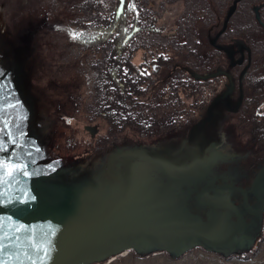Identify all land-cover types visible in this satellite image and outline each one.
I'll return each instance as SVG.
<instances>
[{"label":"rangeland","instance_id":"1","mask_svg":"<svg viewBox=\"0 0 264 264\" xmlns=\"http://www.w3.org/2000/svg\"><path fill=\"white\" fill-rule=\"evenodd\" d=\"M208 2L200 0L203 7ZM73 3L74 0H58L53 6L51 0H0V29L4 25L11 29L29 22L37 27L38 34H43L38 39L30 34L24 40L16 31L10 43L12 50L8 51L11 60L1 70L4 76L0 78V264L59 263L74 245L70 231L77 220H88L87 228L103 215L108 216L113 201L120 209L128 196L131 201L137 200L151 193L150 186L161 188L164 184V179L140 156L130 153L115 156L110 171L121 178L123 190L113 199L116 180L106 171L110 154L142 145L145 151L164 156L168 140L173 147H180L182 141L180 130L139 136L131 126L108 130L107 124H102L103 133L96 135L86 129L89 77L84 71H88L85 63L88 56L83 51L84 54L74 57L68 38L57 36V30L71 15L70 8L75 9ZM155 4L162 7L161 19L173 26L182 12L183 2L155 0ZM45 9L48 15L41 13ZM169 55L171 63L177 61L173 57H179L176 51ZM139 58L138 51L133 60ZM165 68L162 67L158 77ZM216 110L212 108L213 116L199 127L201 131L211 133L215 126L230 127L215 116ZM94 124L99 127L98 122ZM230 143L235 152L241 153L249 141L234 136ZM254 149L250 146L247 153L231 159L228 169L235 171L234 164L245 160L246 154ZM210 170L218 172L215 168ZM139 203L137 208L146 209ZM180 208L173 217L181 223L167 230L166 237L189 232L195 224L208 238L218 239L234 223L227 211L223 220L203 218L193 211L200 207L192 200L182 202ZM172 209L173 205L165 203L161 213L167 217ZM261 217L251 215L243 229L220 250L235 245L247 251L248 239L259 230ZM33 222H41L46 229L26 234L17 241L20 229ZM184 246L181 243L178 247ZM152 247L150 244L148 249ZM205 249L193 247L176 258L166 252L140 256L129 251L97 264H264V214L261 237L253 251L222 256Z\"/></svg>","mask_w":264,"mask_h":264},{"label":"water","instance_id":"2","mask_svg":"<svg viewBox=\"0 0 264 264\" xmlns=\"http://www.w3.org/2000/svg\"><path fill=\"white\" fill-rule=\"evenodd\" d=\"M236 1L233 0L226 9L224 24L233 11ZM16 31L20 37L24 36V40H27L30 34L36 39L43 36L42 33L38 34L37 27L34 28L29 22L18 27L13 26L11 29L6 25L2 26L0 29V78L4 76L1 74V70L5 68V62L11 60L8 51L12 50L10 43L14 40ZM7 84L11 86L9 82ZM212 104L211 102L208 105L205 117L190 126L186 137L181 134L180 147H173L168 140L169 145L166 147L164 156L147 152L142 145L117 150L109 155L106 171L110 177L116 180L113 199H116L119 192L123 190L121 189V178L110 171V163L115 156L126 153L140 156L164 179V184L161 188L150 186L151 193L142 195L137 200L131 201V197L128 196L127 201L120 206V209L115 206L112 200V208L108 216L103 215L101 220L91 222V226L87 228L85 225L88 220H77L70 231L74 245L57 264H97L129 250L140 256L163 251L175 258L193 247L206 248L205 250L214 251L222 256L243 255L255 248L261 237L263 225L264 164L255 172L249 186H244L239 177L240 163L243 161H237L234 164L237 165L235 171L228 169L231 159L241 156L244 152H235L231 145L232 148L229 149L225 145L226 141L216 138L215 132L206 133L199 129L202 124L212 118ZM86 127L93 133L89 125ZM197 132H201L202 135L199 133L194 136ZM210 168H215L218 172L210 170ZM215 192L218 193L214 194ZM237 194L241 195V200L236 203L234 196ZM248 197L252 198L251 203L248 201ZM155 199H160V201L156 202ZM190 200L200 207L193 211L200 213L205 219L223 220L227 211V215L234 222L230 230L218 239H210L204 232L198 230L192 221H189L194 224L192 225L194 226L193 230L177 236L171 234L166 237L164 233L167 230L176 228L181 223L180 221L176 222L173 217L181 209L180 204ZM137 203L143 204L146 209L137 208ZM165 203L173 205V209L169 210L167 217L161 213L162 205ZM251 215H261L262 221L259 230L251 239H248L250 241L249 249L242 251L235 245H230L229 250H220V247L228 245L243 229ZM45 229L46 227L41 222H33L28 227L20 229L17 241L26 234ZM164 237L167 240H164ZM121 238L122 242L117 243V240ZM181 243H185V246L178 247ZM150 244H153V247L148 249ZM27 261L25 260V262Z\"/></svg>","mask_w":264,"mask_h":264},{"label":"flooded vegetation","instance_id":"3","mask_svg":"<svg viewBox=\"0 0 264 264\" xmlns=\"http://www.w3.org/2000/svg\"><path fill=\"white\" fill-rule=\"evenodd\" d=\"M232 1L210 0L208 6L203 7L200 0H194L189 7L194 13V20H190L189 26L185 5L182 4L178 23L182 31L179 32L177 44L166 48L164 62L158 59L149 65V68L152 64L156 65L154 69L157 73L153 76L158 83L156 85H160L158 91L165 87L156 96L160 104L156 111L159 117L154 115L156 112L152 113V126L146 132L137 125L128 126L133 127L139 136L180 130V134L186 137L190 126L205 117L207 107L212 102L211 107L217 108L215 116L222 124L227 122L230 126H215L213 133L216 138L226 141L229 149L232 148L230 139L234 136L247 139L249 143L243 151L246 153L250 146L255 147L240 163V181L244 186H249L255 172L264 164V0H237L224 24L225 11ZM57 2L52 3L57 5ZM148 4L153 7L154 0H149ZM71 6L75 8L74 4ZM70 17L72 19L67 22L68 25L57 30V36L71 38L68 31L70 26L76 25L73 23L76 17L74 13ZM72 47L74 57L82 54L73 43ZM171 51L178 52L179 57H173L178 62H170ZM162 67H166L164 74L158 77ZM84 73L89 77L90 94L92 75L89 70ZM191 75L197 76L196 80L190 79ZM177 84L180 104L170 108L167 92L170 86ZM89 101L88 97L86 106ZM85 114L89 122L86 125L93 131L87 129L91 135L103 133L102 124H107L108 130L126 127H114L91 111ZM94 122H98L99 127ZM199 133L193 134L197 136ZM240 200V194L234 196L236 203ZM248 201L251 203L252 198L248 197Z\"/></svg>","mask_w":264,"mask_h":264},{"label":"trees","instance_id":"4","mask_svg":"<svg viewBox=\"0 0 264 264\" xmlns=\"http://www.w3.org/2000/svg\"><path fill=\"white\" fill-rule=\"evenodd\" d=\"M181 1L185 5L189 26L190 20H194V13L189 8L194 0ZM148 2L74 0L75 9H70L75 14L73 23L76 25L70 26L68 31L70 43L79 53H87L85 63L92 75L90 101L85 105V113L91 111L114 127L137 125L145 132L151 128V116L160 106L156 96L165 89L161 87L158 91L160 85H156L153 76L157 73L156 65L152 64L151 68L149 65L158 59L164 62V51L177 44L181 30L179 17L172 26L171 22L161 19L159 10L162 7L155 4V0L153 7ZM41 13L48 15L47 9ZM70 18L61 26L68 25ZM138 51L140 58L134 61ZM196 77L191 75L189 78L196 80ZM167 93L170 108L180 104L178 84L170 86ZM154 115L159 117L157 112Z\"/></svg>","mask_w":264,"mask_h":264},{"label":"crops","instance_id":"5","mask_svg":"<svg viewBox=\"0 0 264 264\" xmlns=\"http://www.w3.org/2000/svg\"><path fill=\"white\" fill-rule=\"evenodd\" d=\"M129 251H131V250H129ZM129 251L123 253V255H124V254H127ZM158 252H163V251H158ZM155 253H157V252H154V254H155ZM167 255H168V254H167ZM168 256H169V255H168ZM169 257H170V256H169ZM171 258H172V257H171ZM175 258H176V257H175Z\"/></svg>","mask_w":264,"mask_h":264},{"label":"snow or ice","instance_id":"6","mask_svg":"<svg viewBox=\"0 0 264 264\" xmlns=\"http://www.w3.org/2000/svg\"><path fill=\"white\" fill-rule=\"evenodd\" d=\"M24 174L27 175V172H25Z\"/></svg>","mask_w":264,"mask_h":264}]
</instances>
